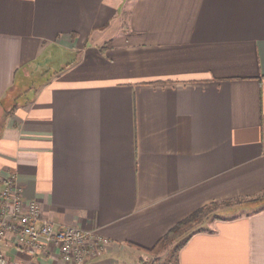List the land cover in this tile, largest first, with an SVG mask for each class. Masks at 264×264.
<instances>
[{"label": "crops", "instance_id": "crops-1", "mask_svg": "<svg viewBox=\"0 0 264 264\" xmlns=\"http://www.w3.org/2000/svg\"><path fill=\"white\" fill-rule=\"evenodd\" d=\"M10 174L45 217L111 239L86 264H141L235 198L166 264H264V0H0V188ZM0 251L68 264L12 235Z\"/></svg>", "mask_w": 264, "mask_h": 264}, {"label": "built area", "instance_id": "built-area-1", "mask_svg": "<svg viewBox=\"0 0 264 264\" xmlns=\"http://www.w3.org/2000/svg\"><path fill=\"white\" fill-rule=\"evenodd\" d=\"M3 183L0 188V239L12 235L18 246L40 254L57 248L68 264H86L92 252L100 253L111 242L98 231L71 224L59 225L45 217L37 200L24 198L16 174L7 176ZM0 264L26 263L10 260L0 251Z\"/></svg>", "mask_w": 264, "mask_h": 264}, {"label": "trees", "instance_id": "trees-1", "mask_svg": "<svg viewBox=\"0 0 264 264\" xmlns=\"http://www.w3.org/2000/svg\"><path fill=\"white\" fill-rule=\"evenodd\" d=\"M264 198V192L255 198V200H259ZM246 198H235V199H226L223 201H212L209 202L183 219L179 220L176 224H174L152 247H146L147 251L151 253H159L160 251L169 248L175 241L177 244V249L183 245L189 237L197 232L202 230L199 225H201L204 221V218L207 217L211 212H213L216 208H218L221 204L230 205L233 201H246ZM210 230V229H207Z\"/></svg>", "mask_w": 264, "mask_h": 264}, {"label": "rangeland", "instance_id": "rangeland-1", "mask_svg": "<svg viewBox=\"0 0 264 264\" xmlns=\"http://www.w3.org/2000/svg\"><path fill=\"white\" fill-rule=\"evenodd\" d=\"M67 57H68L67 55L64 56L65 59H68ZM255 201H257V203L259 204H263L264 198L255 200ZM243 202L244 201H241V202L233 201L230 205H227V204L219 205L218 208H216L213 212H211L207 217L204 218L203 223L199 225L198 227H200L201 229L207 230V229H210V227L214 225L213 223L217 219H220V218L223 219V217L225 218L233 217L237 214L242 213L243 208L246 207V205H243L246 203H243ZM177 244L178 243L175 241L169 248L164 249L160 251L159 253H151L152 259H148V260L142 259L143 262H141V264H166L169 260H174L176 256V252H177Z\"/></svg>", "mask_w": 264, "mask_h": 264}]
</instances>
